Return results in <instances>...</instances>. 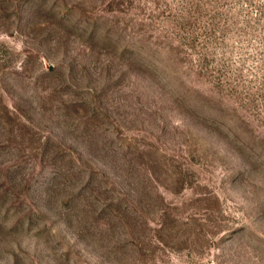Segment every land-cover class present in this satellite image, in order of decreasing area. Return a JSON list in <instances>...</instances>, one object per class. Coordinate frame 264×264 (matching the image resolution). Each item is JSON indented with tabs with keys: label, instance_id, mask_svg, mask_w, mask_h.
<instances>
[{
	"label": "rangeland",
	"instance_id": "374dc122",
	"mask_svg": "<svg viewBox=\"0 0 264 264\" xmlns=\"http://www.w3.org/2000/svg\"><path fill=\"white\" fill-rule=\"evenodd\" d=\"M0 264H264V0H0Z\"/></svg>",
	"mask_w": 264,
	"mask_h": 264
}]
</instances>
